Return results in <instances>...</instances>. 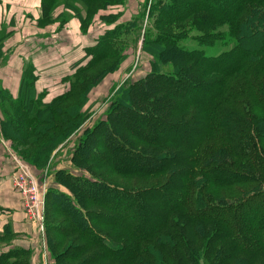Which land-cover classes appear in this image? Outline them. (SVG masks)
Listing matches in <instances>:
<instances>
[{"label":"trees","instance_id":"16d2710c","mask_svg":"<svg viewBox=\"0 0 264 264\" xmlns=\"http://www.w3.org/2000/svg\"><path fill=\"white\" fill-rule=\"evenodd\" d=\"M84 1L88 22L113 2ZM147 5L158 29L151 23L144 40L158 44V58L176 69L165 73L154 64L145 79L124 90L128 99L113 101L106 118L85 131L72 160L94 159L90 140L100 136L105 152L94 159L100 166L161 182L129 189L69 174L72 187L96 209L78 205L62 190L49 192L80 235L70 242L69 254L56 256L57 264L63 256L73 264H264V0H148ZM162 17L192 18L206 38L200 40L211 46L220 35L213 29L228 24L237 43L216 54L187 48L183 32L163 30ZM111 18L118 22L117 16L104 17ZM138 20L116 24L88 48L92 59L54 102L72 98L79 77L125 48L128 36L136 37ZM24 100L14 110L16 137L2 129L13 140L19 141L20 130L31 132L41 113L31 111V98ZM19 251L2 252L0 264H23L8 262Z\"/></svg>","mask_w":264,"mask_h":264},{"label":"rangeland","instance_id":"374dc122","mask_svg":"<svg viewBox=\"0 0 264 264\" xmlns=\"http://www.w3.org/2000/svg\"><path fill=\"white\" fill-rule=\"evenodd\" d=\"M110 1L113 2L108 3L104 9L111 13L113 12L112 14L116 16L118 15V22L114 23V18L106 19L105 32L116 24L126 23L139 18L136 25L138 26L136 37L132 35V38H134L132 39L128 36V43L125 48L121 49L120 52L110 59L96 62L89 69L87 76L84 74L79 77L77 85L74 87L72 98L53 101L49 104H43L41 100H29L31 111H41L43 113L38 114L39 120L37 119L31 125V132L30 130L29 132L27 131L28 133L25 130H20L19 134L17 133L19 141L3 135L2 129L5 126L7 132L15 135L14 133L18 127L15 123L17 117L14 115V110H19L18 107L21 106L19 104H22L25 100L10 101L0 99V132L4 139L11 141L14 150L9 151L8 148L6 149V156L14 167L9 180L22 199L24 218L32 226L29 247L24 248L13 247L12 243L17 239L18 235L13 227H6V225L3 227L0 232V254L13 251L14 249L21 251H19L20 256L16 258L12 256L14 258L8 262L57 264L56 256L66 255L71 252L70 242L79 238L80 235L72 227L65 214L59 211L48 198L49 192L51 190H62L67 192L78 205L82 204L86 208L94 209L96 207L85 200L82 194L72 187L69 182V174L82 178L88 183L95 182L96 179L93 177H97L99 180L129 189L158 186L161 182L159 180L161 177L148 179L139 175L131 177L119 176L112 172L110 168L100 166L94 160L105 152L100 147V136L90 140L95 148L91 154L94 159H91L90 162L72 160V154L78 149L85 131L106 118V111L111 109L110 105L113 101L128 99V95H126L127 93L124 94V90H128L136 82L145 79L155 67H159V70L165 73H173L176 69L174 63H163L158 58L160 52L158 44L146 43L144 40L146 29L151 26V23L155 27L154 30L158 29L154 24L156 19L153 17L149 20L148 13H146L147 6L149 10L148 0H125L124 3L123 1ZM72 2L71 4L78 11L83 12L87 9L84 0H73ZM156 10L158 11L160 8ZM81 12L78 13L80 14ZM160 22H163V30L171 33L176 32V34L183 32L184 40L182 42L187 48H200L209 54H216L230 49L237 43L230 32L228 24L218 25L213 29V32L220 35L216 36L217 40L219 39L216 45L211 46L208 41L204 43L200 40L206 38L201 36L199 28L195 26L192 18L183 22H167L166 18L162 17ZM123 38L126 40V37L123 36ZM154 64L155 67L153 66ZM98 75L100 76L97 78ZM93 80L96 81L94 82ZM79 112L84 115H82L84 120L75 126L74 120L78 117L77 114ZM52 121H56V123L54 124ZM51 127L53 130L50 129ZM67 131H70V133L68 134ZM123 134L125 135L123 138L126 141H130L129 134L126 132ZM12 151L16 152L19 158L22 159L19 160L30 166L32 176L38 181L39 193L44 198V209L42 212L44 216L43 230H41L39 222L29 213V198L16 186V178H19L22 168L18 164L16 155L11 153ZM95 155L97 156L96 158ZM74 262L76 261H66L64 256L59 260L60 264H73Z\"/></svg>","mask_w":264,"mask_h":264},{"label":"crops","instance_id":"0c3cea01","mask_svg":"<svg viewBox=\"0 0 264 264\" xmlns=\"http://www.w3.org/2000/svg\"><path fill=\"white\" fill-rule=\"evenodd\" d=\"M72 1L0 0V99L28 97L49 104L69 92L77 70L93 57L88 48L105 33L104 17L116 16L103 9L88 22L87 11H78ZM7 148L13 150L12 143L0 132V232L13 227L18 235L13 247L24 248L32 226L9 180L14 167Z\"/></svg>","mask_w":264,"mask_h":264},{"label":"built area","instance_id":"2783aa9c","mask_svg":"<svg viewBox=\"0 0 264 264\" xmlns=\"http://www.w3.org/2000/svg\"><path fill=\"white\" fill-rule=\"evenodd\" d=\"M22 172L19 178H16V186L19 187L22 192L29 198L30 205L29 213L35 218L41 227L44 228V216L42 214L44 209V198L39 193V184L36 178H34L30 172V166L23 161L18 160Z\"/></svg>","mask_w":264,"mask_h":264},{"label":"bare ground","instance_id":"6f19581e","mask_svg":"<svg viewBox=\"0 0 264 264\" xmlns=\"http://www.w3.org/2000/svg\"><path fill=\"white\" fill-rule=\"evenodd\" d=\"M21 161V160H20Z\"/></svg>","mask_w":264,"mask_h":264}]
</instances>
